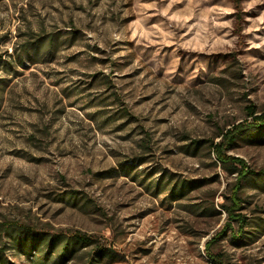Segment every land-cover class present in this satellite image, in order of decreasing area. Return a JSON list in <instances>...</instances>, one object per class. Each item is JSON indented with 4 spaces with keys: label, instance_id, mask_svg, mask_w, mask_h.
<instances>
[{
    "label": "rangeland",
    "instance_id": "1",
    "mask_svg": "<svg viewBox=\"0 0 264 264\" xmlns=\"http://www.w3.org/2000/svg\"><path fill=\"white\" fill-rule=\"evenodd\" d=\"M248 107L264 0H0L2 264H264Z\"/></svg>",
    "mask_w": 264,
    "mask_h": 264
},
{
    "label": "trees",
    "instance_id": "2",
    "mask_svg": "<svg viewBox=\"0 0 264 264\" xmlns=\"http://www.w3.org/2000/svg\"><path fill=\"white\" fill-rule=\"evenodd\" d=\"M253 109L254 108H251V107H248V115L251 116L253 118V120H255V123H257L258 125H262L264 126V114L262 115H255V112H253ZM247 130V128H240V126L238 127H235L233 131H229L228 134L224 135V140L223 142L219 143V144H215L213 146V149L217 155V157L219 158V160L221 162H224V159L225 157H223V144L224 145H230L231 143H233L234 139L237 137V134L242 132V131H245ZM237 162H240L242 163V161H240L239 159H235ZM244 174L241 175V177L243 176ZM235 194H233L234 196ZM232 206L235 207V204L232 203ZM233 207H227V211L229 214H232V211H234ZM237 207V206H236ZM235 220L238 221V223L241 225L244 224V219L241 218L239 215H235ZM0 226H3L2 224H0ZM4 227V226H3ZM9 232H7V234L9 236H11V232L15 231V229H17L15 226H11L9 228ZM16 241V239H15ZM90 242L87 240L86 237L82 236V235H75L72 237V239L70 241H67L65 246H64V250H63V253L65 254L66 250L71 246V249L74 250L75 249V246L77 245H81V246H87ZM64 256V255H63ZM2 260L0 259V264H2Z\"/></svg>",
    "mask_w": 264,
    "mask_h": 264
},
{
    "label": "bare ground",
    "instance_id": "3",
    "mask_svg": "<svg viewBox=\"0 0 264 264\" xmlns=\"http://www.w3.org/2000/svg\"><path fill=\"white\" fill-rule=\"evenodd\" d=\"M209 264H211V262Z\"/></svg>",
    "mask_w": 264,
    "mask_h": 264
},
{
    "label": "built area",
    "instance_id": "4",
    "mask_svg": "<svg viewBox=\"0 0 264 264\" xmlns=\"http://www.w3.org/2000/svg\"><path fill=\"white\" fill-rule=\"evenodd\" d=\"M211 264H213V263H211Z\"/></svg>",
    "mask_w": 264,
    "mask_h": 264
}]
</instances>
